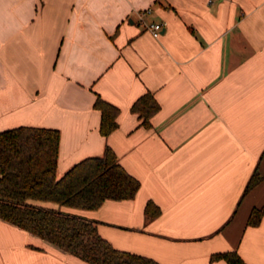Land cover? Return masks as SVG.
Masks as SVG:
<instances>
[{
  "label": "crops",
  "instance_id": "0c3cea01",
  "mask_svg": "<svg viewBox=\"0 0 264 264\" xmlns=\"http://www.w3.org/2000/svg\"><path fill=\"white\" fill-rule=\"evenodd\" d=\"M147 92L149 128L130 110ZM96 96L119 110L107 137ZM19 126L58 130V177L109 146L140 184L93 210L29 203L159 264H264V216L247 224L264 207V0H0V132ZM0 264L90 263L0 219Z\"/></svg>",
  "mask_w": 264,
  "mask_h": 264
},
{
  "label": "trees",
  "instance_id": "16d2710c",
  "mask_svg": "<svg viewBox=\"0 0 264 264\" xmlns=\"http://www.w3.org/2000/svg\"><path fill=\"white\" fill-rule=\"evenodd\" d=\"M93 108L100 111L99 132L107 137L117 128L118 108L96 96ZM141 125L151 127L150 119L159 104L147 92L131 105ZM59 132L57 129L19 126L0 132V219L36 235L90 264H159L156 261L115 249L102 238L96 222L29 203L51 202L61 206L93 210L105 200L133 199L139 181L118 163L113 150L105 146L101 156L86 157L57 176ZM255 171L243 195L260 181ZM160 210L145 205L147 218ZM264 207L251 210L247 224L257 225ZM227 264H243L234 251L211 256Z\"/></svg>",
  "mask_w": 264,
  "mask_h": 264
},
{
  "label": "built area",
  "instance_id": "2783aa9c",
  "mask_svg": "<svg viewBox=\"0 0 264 264\" xmlns=\"http://www.w3.org/2000/svg\"><path fill=\"white\" fill-rule=\"evenodd\" d=\"M147 29L151 32L153 36H158L161 26L159 24H150Z\"/></svg>",
  "mask_w": 264,
  "mask_h": 264
}]
</instances>
